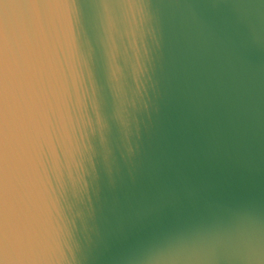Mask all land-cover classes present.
I'll return each instance as SVG.
<instances>
[{
    "label": "water",
    "instance_id": "95a60500",
    "mask_svg": "<svg viewBox=\"0 0 264 264\" xmlns=\"http://www.w3.org/2000/svg\"><path fill=\"white\" fill-rule=\"evenodd\" d=\"M0 264H264V0H0Z\"/></svg>",
    "mask_w": 264,
    "mask_h": 264
},
{
    "label": "snow or ice",
    "instance_id": "6c2138e0",
    "mask_svg": "<svg viewBox=\"0 0 264 264\" xmlns=\"http://www.w3.org/2000/svg\"><path fill=\"white\" fill-rule=\"evenodd\" d=\"M3 37V32H2V30H0V38H2Z\"/></svg>",
    "mask_w": 264,
    "mask_h": 264
}]
</instances>
